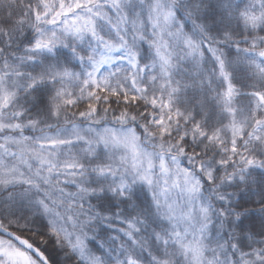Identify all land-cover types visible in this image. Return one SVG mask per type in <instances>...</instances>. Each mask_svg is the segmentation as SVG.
Masks as SVG:
<instances>
[{"label": "snow or ice", "instance_id": "1", "mask_svg": "<svg viewBox=\"0 0 264 264\" xmlns=\"http://www.w3.org/2000/svg\"><path fill=\"white\" fill-rule=\"evenodd\" d=\"M0 264H264V0H0Z\"/></svg>", "mask_w": 264, "mask_h": 264}]
</instances>
